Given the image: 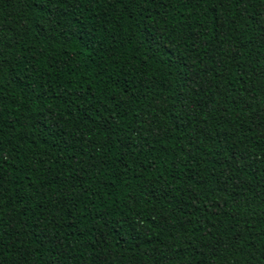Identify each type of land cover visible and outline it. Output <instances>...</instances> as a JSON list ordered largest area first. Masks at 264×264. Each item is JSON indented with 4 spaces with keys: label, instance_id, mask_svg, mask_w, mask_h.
Masks as SVG:
<instances>
[{
    "label": "trees",
    "instance_id": "1",
    "mask_svg": "<svg viewBox=\"0 0 264 264\" xmlns=\"http://www.w3.org/2000/svg\"><path fill=\"white\" fill-rule=\"evenodd\" d=\"M0 264H264V0H0Z\"/></svg>",
    "mask_w": 264,
    "mask_h": 264
}]
</instances>
